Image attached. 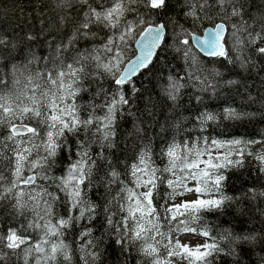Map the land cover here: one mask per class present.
Returning a JSON list of instances; mask_svg holds the SVG:
<instances>
[{
  "label": "snow or ice",
  "instance_id": "1",
  "mask_svg": "<svg viewBox=\"0 0 264 264\" xmlns=\"http://www.w3.org/2000/svg\"><path fill=\"white\" fill-rule=\"evenodd\" d=\"M184 2L189 9L184 14L194 23L201 13L221 20L199 35L177 23L180 31L175 33V51L182 53L187 67L183 76L169 75L164 90L169 100L176 102L188 86L215 94L217 85L205 74L194 48L229 64L235 59L245 70H264V63L254 59L264 61V21L259 30L253 28L243 19L245 6L240 0H215V13L208 0ZM73 4L78 6L77 16L82 11V19L66 43H48L50 60L45 58L44 69L32 72L27 65L22 70L13 65L11 85L0 73V219L7 216L18 221L15 227L0 225V264H7L18 252L23 264L30 259L34 264H59L61 259L71 264V243L66 237L77 229L75 242L82 264H99L106 251L102 246L109 239L114 240L121 257L134 247L148 264H215L221 256L235 258L236 245L255 242L257 236H237L227 230L213 234L204 213L223 211L226 204L238 199L227 194L226 182L233 170L245 168L246 161L255 162L264 173V138L205 135L210 122L240 118L231 107L220 114L205 110L195 117L199 135L180 142L174 138L160 150L163 167L153 158L149 142L125 166L122 178L105 152L117 147L118 118L125 113L136 116L131 112L134 96L140 92L136 79L145 70L151 72L154 60H159L158 51L169 46L165 43L169 21L153 23L151 17L167 16L173 5L171 0H60L57 6L70 8ZM129 14H134L133 19H128ZM232 17L240 18L239 24H229ZM66 18L62 16L60 22ZM101 30H106L102 37ZM226 33L234 38L231 54L224 40ZM27 39L35 37L28 35ZM78 39H99L101 43L78 50ZM129 41L139 45V54L126 60ZM7 44L0 36V46ZM35 61L33 57L28 63ZM17 72H27L22 87H18ZM210 72L213 78L221 75L216 69ZM102 80L109 81L107 88L99 83ZM93 81L96 88L88 103L78 102ZM96 97H102L99 103ZM136 131L143 129L137 126ZM58 163L65 165L61 175L54 174ZM94 170L98 178L104 173L102 204L89 196L97 187ZM249 192L254 199V190ZM189 194L195 198L186 199ZM61 207L63 215L59 214ZM30 233H36L35 237ZM188 237L204 242H183ZM225 241L231 243L225 246Z\"/></svg>",
  "mask_w": 264,
  "mask_h": 264
},
{
  "label": "trees",
  "instance_id": "2",
  "mask_svg": "<svg viewBox=\"0 0 264 264\" xmlns=\"http://www.w3.org/2000/svg\"><path fill=\"white\" fill-rule=\"evenodd\" d=\"M59 2L60 0H0V36H4L8 41L6 46H0V73L5 74L9 85L14 79L13 65L21 70L23 65H27L32 72L44 69L45 58L48 57L50 60L51 50L48 43L51 42L53 45L59 42L66 43L75 24L82 19V11L79 16L76 15L77 5L73 4L70 8L58 7ZM240 2L245 6L243 19L259 30L260 22L264 21V0H240ZM171 4L173 10L169 11L167 16L161 14L151 17L153 23L169 21L165 38V43L169 46L162 53L158 52L159 60L153 62L155 66L152 71L146 70L136 79V87L140 89V92L135 94V102L131 107V112L136 113V116L125 113L123 118H118L117 147L105 152L117 170L121 172L122 178L125 166L132 163L141 147L149 142L153 158L160 167H163L164 161L159 159L160 150L174 138L180 142L187 136L199 135L195 117L205 110L220 114L225 108L231 107L240 114L239 119L221 118L218 123L210 122L205 135L220 139L259 140L264 138V70L251 67L245 70L235 62V59L229 64L223 59L206 58L194 48L193 53L198 55L202 67L207 70L205 74L217 85L215 94L199 92L188 86L181 90L180 98L176 102L167 98L164 90L168 86L169 75L183 76L187 67L182 53L175 51V33L180 31L176 27L177 23L194 35H199L205 28L212 27L221 20V17L216 15L205 18L201 13L200 19L194 23L192 17L184 14L189 10L184 0H171ZM208 4L211 6V12L215 13L218 9L215 0H208ZM62 16L67 17L63 23L60 22ZM133 16L134 14H129L128 19H133ZM239 20L238 17H232L228 23L239 24ZM105 31H100L101 37L104 36ZM231 31L229 27L228 33ZM28 35L34 36L35 39L28 40ZM225 42L231 54L234 38L230 39L227 34ZM99 43H101L99 39H78L75 48L91 49ZM129 44L126 60L133 58L134 53L136 54L134 43L129 41ZM248 51L250 53V49ZM33 57H36V61L29 64ZM254 59L257 63H264L260 58L254 57ZM211 69H216L221 75L213 78ZM26 75L27 72L23 75L20 72L16 73V78L21 80V85L18 87L23 86ZM229 80L239 83L227 84L226 81ZM99 83H102L105 88L109 86V81L102 80ZM184 83L188 84L187 77ZM95 88L96 82L93 81L89 85V91L81 93L78 97V102L88 103ZM125 91L127 93V87ZM197 96L201 99L197 100ZM101 99L102 97H96V102L99 103ZM149 110L152 113L151 116ZM81 114H84L83 111ZM98 114L103 113L98 110ZM176 124L180 127L177 128ZM137 126L143 131L137 133ZM93 151L95 152V146ZM64 166V163H58L54 174H63ZM103 178L104 173H100L98 178L94 170L93 181L97 187L89 193L92 200L101 204L105 196ZM249 189L254 190V199ZM226 192L238 199L226 204L223 211L204 213L213 234L227 230L237 236L254 234L257 239L251 243L241 242L236 245L238 256L235 258L221 256L215 264H264V215L261 214L264 211V196L260 195L264 192V173L258 171L255 162L246 161L245 168L233 170L230 173V180L226 182ZM59 214H64L63 207L59 209ZM17 223L18 221H12L7 216L0 219V225L3 227L9 224L15 227ZM76 232L78 229L70 233L66 241L71 243V264H82L81 254L77 251L75 242ZM30 235L35 237L36 233H30ZM230 243L231 241H225V246ZM102 247L106 251L99 264H137L141 260L143 264H148L146 259L135 252L134 247L123 257L119 255V248L114 244V240H106ZM7 264H23L22 253L18 252L17 255L10 256ZM29 264H34V261L30 259ZM59 264H68V262L61 259Z\"/></svg>",
  "mask_w": 264,
  "mask_h": 264
},
{
  "label": "rangeland",
  "instance_id": "3",
  "mask_svg": "<svg viewBox=\"0 0 264 264\" xmlns=\"http://www.w3.org/2000/svg\"><path fill=\"white\" fill-rule=\"evenodd\" d=\"M191 242L193 245L198 244V243H203L204 241L202 239L194 238V237H188L185 238L183 242Z\"/></svg>",
  "mask_w": 264,
  "mask_h": 264
},
{
  "label": "water",
  "instance_id": "4",
  "mask_svg": "<svg viewBox=\"0 0 264 264\" xmlns=\"http://www.w3.org/2000/svg\"><path fill=\"white\" fill-rule=\"evenodd\" d=\"M210 28V27H209ZM166 34H167V31H166ZM227 34L228 33H226L225 34V37H224V40H226V37H227ZM165 38H166V35H165ZM134 48H135V51H136V55H138L139 54V45H137V44H134ZM197 50V49H196ZM159 52V51H158ZM197 52H198V50H197ZM200 53V52H199ZM158 54V53H157ZM202 56H204V57H206V58H213V57H207V56H205L203 53H200ZM135 57H133V59H134ZM155 61V60H154ZM146 71V70H145ZM143 73V72H142ZM141 73V74H142Z\"/></svg>",
  "mask_w": 264,
  "mask_h": 264
}]
</instances>
